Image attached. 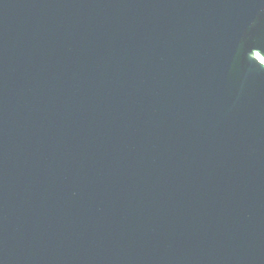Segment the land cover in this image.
Masks as SVG:
<instances>
[{"label": "water", "instance_id": "1", "mask_svg": "<svg viewBox=\"0 0 264 264\" xmlns=\"http://www.w3.org/2000/svg\"><path fill=\"white\" fill-rule=\"evenodd\" d=\"M0 264H264V0H0Z\"/></svg>", "mask_w": 264, "mask_h": 264}]
</instances>
